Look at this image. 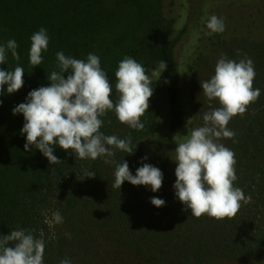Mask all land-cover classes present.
I'll list each match as a JSON object with an SVG mask.
<instances>
[{
	"label": "trees",
	"instance_id": "obj_1",
	"mask_svg": "<svg viewBox=\"0 0 264 264\" xmlns=\"http://www.w3.org/2000/svg\"><path fill=\"white\" fill-rule=\"evenodd\" d=\"M122 7L129 8L134 16L121 35L101 50V37L115 29ZM178 18L186 19V9L177 0H0V46L14 39L20 56L16 60L7 51L0 69L12 71L19 66L25 71L20 90L8 94L5 86L0 94V235L24 229L42 238L44 264H60L65 258L72 264H91L104 237L149 264H208L211 257L233 260L240 256L264 264V41L253 38L255 41L241 42L246 57L254 63L253 88L260 89L261 95L242 117L235 116L227 125L235 132V142L227 139V148L237 161L238 179L233 183L251 197V202L242 203L232 219L196 218L184 210L173 187L175 149L197 127L198 120L182 91L177 59V48L192 24L175 36ZM231 19H223L225 31L233 27ZM250 26L241 14L243 37ZM42 27L49 36L48 49L42 52L43 62L33 68L29 62L30 38ZM206 35L199 36L196 43L200 45ZM58 51L85 61L89 53L99 56L112 85L110 99L114 102L118 100L115 72L119 62L128 56L145 67L152 79L153 95L141 117L144 128L131 129L110 111L101 117L104 124L100 131L120 139L131 137L133 153L116 150L113 159L116 163L127 161L133 175L144 163L159 168L163 182L157 192L128 181L120 190L114 189L115 164H106L104 158L82 160L57 146L53 154L61 163L50 165L39 149L25 152L26 134H21L24 117L14 115L13 109L26 102L31 90L50 86L47 77L59 71ZM160 61L167 62V69L158 78L152 71ZM64 75L67 78L68 73ZM163 91L169 118L161 125ZM86 170L96 176L83 177ZM152 197L164 200L165 205L155 207ZM48 211H59L64 218L65 229L57 239L46 236Z\"/></svg>",
	"mask_w": 264,
	"mask_h": 264
},
{
	"label": "clouds",
	"instance_id": "obj_2",
	"mask_svg": "<svg viewBox=\"0 0 264 264\" xmlns=\"http://www.w3.org/2000/svg\"><path fill=\"white\" fill-rule=\"evenodd\" d=\"M206 27L209 30L206 34L211 36L223 33L226 25L222 18L212 15ZM30 39L29 62L34 68L43 62L42 52L48 49L49 36L42 27ZM17 48L14 39L0 46V64L5 63L9 50L12 57L19 60ZM56 59L59 71H52L47 77L50 86L31 90L26 102L13 109L14 115L21 113L24 117L21 134H26L25 152L33 147L39 149L50 165L61 163L53 154L57 146L82 160L104 158L106 164H115L114 189L120 190L128 181L134 186H150L152 192H157L163 182L159 168L144 163L133 175L127 161L116 163L113 159L116 150L133 153L131 137L120 139L100 131L104 124L101 117L110 111L121 124L135 130L144 128L141 117L147 112L153 95L152 79L146 74L145 67L128 56L119 62L115 72L118 100L114 102L110 99L112 85L101 68L99 56L89 53L85 61L58 51ZM166 69L167 62L160 61L152 76L159 78ZM24 73L19 66L12 71L0 69V94L5 86L8 94L20 90L24 85ZM65 73H68L67 78ZM255 76L250 58L236 62L222 55L215 65L214 75L209 80L200 81L209 103L217 101L220 106L205 112L203 126L193 128L189 136L177 144L173 185L175 196L185 206L184 210H190L196 218L207 215L217 221L232 219L242 203L251 202V197L245 196L243 190L233 183L238 179L235 153L220 141L233 139L235 142V132L227 125L235 116L242 117L260 97V89L253 88ZM95 176V172L86 170L83 177ZM151 204L160 208L165 201L152 197ZM53 222L64 223L59 211L52 214L49 223ZM44 253V240L35 238L30 231L17 229L8 235H0V264H44ZM60 264H72V261L65 258Z\"/></svg>",
	"mask_w": 264,
	"mask_h": 264
},
{
	"label": "rangeland",
	"instance_id": "obj_3",
	"mask_svg": "<svg viewBox=\"0 0 264 264\" xmlns=\"http://www.w3.org/2000/svg\"><path fill=\"white\" fill-rule=\"evenodd\" d=\"M179 5L186 9V19L181 21L179 18L174 24V35L177 36L185 25L192 24L189 33L184 38L182 44L177 48V59L180 63L181 74L180 82L186 100L192 109V114L196 120V126H203V115L205 112L216 108V101L209 103L204 96L200 81L209 80L214 75V69L221 56L239 62L246 58V53L242 50L241 42L245 44L259 38L264 41V0H177ZM256 3V4H255ZM230 5V6H229ZM120 16L115 29L101 37L99 47L102 49L110 46L112 40L120 36L127 27L134 13L127 7H122ZM241 14L250 23V30L247 35H241ZM215 15L222 19L234 21L233 27L223 34L209 36L206 27L208 19ZM238 16V17H237ZM236 17V18H235ZM237 23V24H236ZM204 40L197 42L199 36ZM161 114L158 123L166 124L169 118V108L166 93H161ZM227 147V139L220 141ZM54 211H48L45 215L47 225V237L57 239L65 229L63 224L49 223L52 220ZM91 264H149L139 259L128 248L104 237L98 245L92 257ZM208 264H263L256 262L247 256H240L233 260L219 259L211 257Z\"/></svg>",
	"mask_w": 264,
	"mask_h": 264
}]
</instances>
